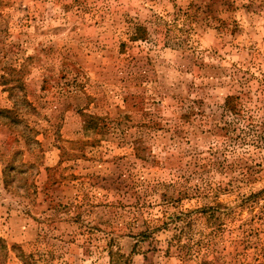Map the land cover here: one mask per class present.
<instances>
[{
	"label": "rangeland",
	"instance_id": "rangeland-1",
	"mask_svg": "<svg viewBox=\"0 0 264 264\" xmlns=\"http://www.w3.org/2000/svg\"><path fill=\"white\" fill-rule=\"evenodd\" d=\"M0 75V264H264V0H0Z\"/></svg>",
	"mask_w": 264,
	"mask_h": 264
},
{
	"label": "trees",
	"instance_id": "trees-1",
	"mask_svg": "<svg viewBox=\"0 0 264 264\" xmlns=\"http://www.w3.org/2000/svg\"><path fill=\"white\" fill-rule=\"evenodd\" d=\"M8 83H9L8 79L5 77V75H0V85L4 86L2 91H10L12 93V90L15 89L16 86L6 87ZM22 102L24 104L26 103L29 105V102H27L26 100H22ZM17 106H18V101H15L13 102V105L11 108L0 107V122L2 124L12 127L16 125V123L20 122L18 118V114L22 112V110H20V108ZM21 134L24 137L26 143L28 144L29 143L28 141L30 138L29 135L26 132H22ZM19 257L21 258V260L24 261V255H19Z\"/></svg>",
	"mask_w": 264,
	"mask_h": 264
}]
</instances>
